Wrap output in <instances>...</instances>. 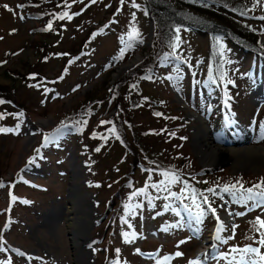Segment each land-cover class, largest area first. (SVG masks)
<instances>
[{
	"label": "rangeland",
	"instance_id": "374dc122",
	"mask_svg": "<svg viewBox=\"0 0 264 264\" xmlns=\"http://www.w3.org/2000/svg\"><path fill=\"white\" fill-rule=\"evenodd\" d=\"M133 2L138 7H133ZM240 2L239 17L226 9L225 17L239 19L227 23L262 50L260 71L256 54L250 58L251 53L226 38H219V42L215 39L210 44L204 34L182 29L175 51L172 47L164 50L162 61L151 67L147 59L151 60L154 53L150 51L160 42L152 38L151 45L146 46L151 25L142 0L123 3L121 0H58L52 9L44 8L46 2L31 8V3L24 0H0L3 6L0 8V85L8 86L12 100L27 104L31 116L17 119L0 108L5 117L0 120V127L16 129L19 124L18 134L0 133V182L5 185L0 187V247L4 249L0 251V264H157V261L235 264L232 258L240 257L231 249L260 247L259 225L251 222L257 217L264 220V208L253 209L251 202L245 206L238 202L239 196L233 197L222 190L228 185L226 181L237 179L239 188L241 184L244 189L253 188L264 181V166L244 169L219 156L221 162L218 159L214 166L205 168L192 143V130L201 125L215 144L223 145L231 140L247 146H264L261 137L264 101L255 98L259 88L264 93V20L260 19L264 17V0ZM242 9L246 11L244 15ZM46 12L49 21L45 29L34 33L27 28ZM64 12L71 19H60ZM227 23L224 21L225 27ZM132 27L139 30L142 42L129 48L121 37L127 41ZM44 41L48 42V48L40 58L41 53L34 48ZM134 55L142 59L138 66L118 69ZM143 63L145 67L140 66ZM136 68L139 77L118 84L119 79H126ZM26 70L30 73L25 81L13 75ZM115 88L118 107L111 97V89ZM224 93L231 99L228 106L232 112L227 109L223 112ZM116 109L121 111L120 117L125 122L122 121L121 141L110 131L115 124L101 123L114 117ZM75 112H79L81 119L78 124H71L70 130L58 131L56 146L38 145L44 135L51 134L58 121ZM190 112L203 119L199 116V121L190 120L193 117ZM36 149H40L39 156ZM50 156L55 172L44 176L38 165H44ZM133 156L139 158V164L154 156L162 162L172 160L174 166L188 158L189 169L194 171L180 178L170 171L173 168L170 165L169 173L179 177V182L170 188L176 194L173 197L169 191L151 187L165 180L160 175L165 171L140 170L138 164L133 165ZM33 157L35 161L29 164ZM195 170L216 172L212 188L205 186L203 176L195 178ZM128 174L129 184L125 183ZM16 177L37 184L30 191L19 186L20 183L12 186ZM189 180H196L195 186L189 185ZM185 184L189 186L187 190ZM209 189H214L216 195ZM11 190L22 201L11 204ZM71 190L79 196L78 212L83 211L86 220L97 217L93 224L86 220L80 223L75 232L68 228L65 217ZM140 190L146 195L133 197ZM193 192L200 208L190 198ZM200 192L206 194L204 197L216 209V216L225 227L223 232H217V219ZM115 193L119 208L117 205L116 213L111 214L106 210ZM201 211L204 215L198 223L196 217ZM173 224L178 226L162 231ZM125 232L129 233V239L135 232V241L125 243L122 235ZM74 234L86 239L79 242V247H74ZM217 235L221 240L215 239ZM8 246L11 249L6 251ZM206 248L211 251L207 253ZM177 252L183 255L177 257ZM200 252H204L202 256H198ZM261 252L264 253V248ZM221 256L226 258L220 259ZM164 257L169 259L164 261Z\"/></svg>",
	"mask_w": 264,
	"mask_h": 264
},
{
	"label": "trees",
	"instance_id": "16d2710c",
	"mask_svg": "<svg viewBox=\"0 0 264 264\" xmlns=\"http://www.w3.org/2000/svg\"><path fill=\"white\" fill-rule=\"evenodd\" d=\"M24 1L31 3V8L38 3L44 4L46 2L47 4L45 5L44 8L52 9L58 0H24ZM172 1L173 2H171L170 0H152L151 2L152 7H145L146 12L150 15L151 19L153 20V24H154L153 40H155L156 42L157 41L160 42L159 45L157 44L158 46H155L154 49L150 51V53L151 52L154 53L151 57L156 58L158 56L157 61H159V59L162 56H164V53H165L164 50L171 49L170 44L175 43V36H176L175 29L177 27H179L180 29L192 30L198 34L208 35L211 42H213L215 39L217 40V38H226L234 46L239 47L240 49L244 50L247 53H251L250 57H252L254 54H256L257 56L259 55V57L262 56V54L259 53V52H262V50L259 49L258 47H255L257 46V44L255 45L250 44L249 41L246 40L247 37L243 35L244 34L243 32H238L237 29H233L231 24L227 23L231 20L239 21V20L231 19L229 17H225L227 14L225 13L226 11L224 10L225 9L231 10L232 12L239 14L240 9L242 8V6L239 5L241 4L240 0H172ZM0 8H3L1 3H0ZM242 10H243L242 13L244 15L246 11L244 9ZM48 17L49 15L46 12L44 15H42V17L36 18L37 21L31 24V26H27V28L31 29V31L34 33H36V30L45 29L46 28L45 24H48V21H49ZM53 17H55V15H53ZM201 17H204V19H202ZM32 18H33V15H32ZM55 19L56 17L53 19V21H56ZM224 21L228 24L227 27L224 26ZM48 29H47V32H48ZM52 30H57V28L52 27ZM47 48H48V42L44 41L42 43H39L38 45H35L34 49H36L38 53L39 52L41 53L40 58H42L46 55ZM64 52L66 53L67 51L65 50ZM254 58L255 60L257 59L256 56ZM138 68H136V70L132 72H129L126 75V79L124 80L119 79L118 84L123 85L124 81L134 79L136 76H138V74H136V71L138 70ZM29 73L30 71L26 70L21 73L13 72V75L19 78L20 80L24 79L25 81ZM7 89H8L7 85H0V100H3L6 102L4 104H0V108L2 109V112L7 115H12V114L18 115L19 113L22 112L25 116L30 118L31 116L28 113L29 111L27 108V104H25L24 102H17L16 100H12L7 92ZM111 97L113 99L112 103L114 104V106L117 105L116 107H118L120 102L118 101L119 95L117 93L116 88L111 89ZM120 98L123 100L121 96ZM120 113L121 111L119 112V110L116 109L115 116L109 118L107 121V122H110L111 124H115L111 126V129L115 127L116 133L119 136V139H118L119 141H121V137L123 135V132H122L123 131L122 130L123 119L120 117ZM28 114L30 117L28 116ZM80 119L81 117L79 115V112L71 113L64 119H61L60 121L57 122L55 128L52 129L51 134L52 133L57 134L58 130L59 131L70 130L71 124H78V120ZM113 119H116L115 123L112 122ZM123 123L125 122L123 121ZM114 137L116 138V136ZM56 139L58 138L56 137ZM43 142H44V139H43ZM48 146L49 147L56 146V143H50L48 144ZM60 151H63V149H61ZM133 159H134L133 165H135L136 167L138 164L139 169L145 170L147 173L149 172L159 173L161 171H165V172L172 171L176 173L178 176H180V178H185L186 173L189 176L194 171V170L191 171L189 169V163L191 164V161L188 158L185 159V161H181L176 166L173 165L174 161L172 160L167 159L165 162H162L159 159L155 158L154 156L151 157L150 159L145 160V164H139L140 161L138 157L136 158L135 156H133ZM149 161L151 162V164L148 165L147 163ZM170 165L173 166L171 170H170ZM38 167L42 169L44 176L46 174H48V176L51 174L54 175L55 165L53 163V157L50 156L44 165H38ZM215 173H216L215 171H211L210 173H204L203 171L195 170L193 174L195 178L198 175L203 176L205 178V186H207V188H212L211 182L213 181V177H214L213 175ZM129 174H128L129 178L127 179V181H125V183H128V184L131 183V175ZM188 176H186V179L188 178ZM0 181H1V175H0ZM226 182H228V185L226 186L236 185V187L239 188L240 182L238 179L234 180L233 182L232 181H226ZM16 183H20L21 185L19 186L24 187L28 191L32 190L31 188L34 186V185L27 184V183L25 184L21 183L17 177L15 178V180L13 179L12 186L15 185ZM40 183H43V182L40 181ZM195 184H196V180H189V185L195 186ZM12 190H11V194L17 198L18 195L13 194ZM14 192H15V189H14ZM202 194H203L202 195L203 197L204 195H206L205 193H202ZM17 200H19V196ZM117 200H118V194L115 193L113 197L110 199V202L108 203V207L106 211H110L111 214L116 213L117 211L116 207L118 205ZM9 201L11 202L10 195H9ZM111 205H112V208H111ZM118 208H119V205H118Z\"/></svg>",
	"mask_w": 264,
	"mask_h": 264
},
{
	"label": "snow or ice",
	"instance_id": "6c2138e0",
	"mask_svg": "<svg viewBox=\"0 0 264 264\" xmlns=\"http://www.w3.org/2000/svg\"><path fill=\"white\" fill-rule=\"evenodd\" d=\"M93 2H95V0H93ZM121 2L123 3L124 0H121ZM132 6L138 7V5H136L134 2H133ZM4 7L7 10L12 11V9H10L7 5H5ZM18 7L22 8L23 5H18ZM133 16H134V14H133ZM59 18L60 19H64V18L71 19V16H69L68 12H64L63 15ZM260 19L264 20V17H260ZM48 27L51 28V24ZM175 32H176L175 43L170 44V46L173 48L174 51L180 44V36H179L180 28L177 27L175 29ZM121 41H122V43H126L127 46L130 48L133 43L142 42V39H141L139 30L136 29L135 27H132L130 29L129 33L127 34V41H125L124 37H121ZM217 41L219 42V38H217ZM221 49H223V45H221ZM124 53H125V49L122 48L121 52H120V56L123 57ZM228 83H231V81H228ZM45 93H47V89H45ZM225 96H226L225 107H228V100L230 99V97H227V93H225ZM4 103H6V102L3 100H0V104H4ZM12 115H15V114H12ZM23 115L24 114L21 112L18 115H16V118L19 119L20 117H23ZM157 115H159V114H157ZM4 118H5L4 114L0 113V120H3ZM101 123L104 124V123H110V122L102 121ZM228 123L230 125L231 121H229ZM18 129H19V124L16 126V129H6V128L0 127V133L7 134L9 132H12L13 134H18ZM110 131H111L112 135L116 136V138L119 139V136L116 133L115 127L110 129ZM56 135H57L56 133L46 135L44 137V142L42 143L41 147H47L48 144H50V143H56L57 142ZM261 137L264 138V125H261ZM100 138L107 139V137H103V136ZM96 150L99 151V148ZM35 151L37 153V156H39L40 149H36ZM35 159H36V157H33L32 159H30L29 164H32L35 161ZM160 175L164 176L165 180L162 181L161 183L151 185V187L155 188L157 191L164 190V191L170 192L171 186L179 182V177L174 173L162 172V173H160ZM4 186L5 185L2 182H0V187H4ZM188 187L189 186L187 184L184 185L185 190H187ZM254 189H259V191H254ZM208 191L211 192L214 196L216 195V192L214 189H209ZM222 191L225 193H229L233 197L239 196L238 202L242 201L245 206H248L249 202H251L253 209L255 207L264 208V181H262L260 184L254 185L253 188L244 189L243 185L241 184L239 189L236 188V185H232V186H225ZM9 195L11 198V202L15 203L17 198L15 196H13L11 194V192L9 193ZM139 195H146V192L144 190H140L136 193H133V197L139 196ZM170 195L173 197L176 196L175 193H171V192H170ZM199 195L202 196L203 194L200 193ZM190 198L192 199L193 204L197 208H200V204H198L196 202V194L194 192ZM23 202L28 203L27 201H23ZM203 202L208 205V209L211 211L212 215L215 216L217 219V222L219 225L217 228V232L218 233L223 232L225 230V227H224L223 222H221L219 220V217L216 216V209L211 207V203L208 201L207 197H204ZM149 203L151 204V200L149 201ZM137 207H139V205H137ZM172 211L175 212V209H172ZM175 214L179 215L178 212H176ZM203 215H204L203 211H201L197 214L196 219H197L198 223L201 222V218L203 217ZM229 215H232V213H229ZM236 215H244V213H236ZM125 223H127V221H125ZM251 223H253L254 226L259 225V228H257V231L259 233V236L261 237L259 240L260 247L247 246L243 249H237V248L231 249L232 252L238 253L239 257H240L239 260H236V257L232 258V260L235 262V264H264V253L261 252V248H264V231L261 230V229H264V220H262L260 217H257L256 221L251 222ZM177 226L178 225L173 224V225H170L168 227L163 228L162 231H168L169 228H175ZM6 227H7V225H6ZM129 227H131V225H129ZM233 231H235V229H233ZM122 235L124 237L125 243H132L135 241V239L137 237V234L135 232L131 234L132 235L131 239H129V233H127V232L122 233ZM215 239L221 240V237L219 235H217L215 237ZM0 240H2V237H0ZM223 242H226V241H223ZM180 243H185V241H181ZM0 251H4V249L2 247H0ZM137 251H139V250H137ZM117 253H119V250H117ZM18 254L22 255V256L25 255V253H23V252H19ZM175 255L177 257H179V256H182L183 253L177 252ZM257 257H258V259H257ZM225 258H226V256L220 257V259H225ZM168 259H169L168 257L163 258L164 261H167ZM212 259H216V257H212ZM114 264H118V262H114ZM157 264H161V262L157 261ZM191 264H199V262L193 261V262H191ZM230 264H232V262H230Z\"/></svg>",
	"mask_w": 264,
	"mask_h": 264
},
{
	"label": "bare ground",
	"instance_id": "6f19581e",
	"mask_svg": "<svg viewBox=\"0 0 264 264\" xmlns=\"http://www.w3.org/2000/svg\"><path fill=\"white\" fill-rule=\"evenodd\" d=\"M151 40H152V32L150 31L146 46H148ZM140 59L141 58L139 56H134L131 61L123 65L121 68L123 70L132 68L140 61ZM192 115L194 118L189 117L190 120L199 121L198 117H196L197 115L196 116L194 114ZM200 122L202 121L200 120ZM192 135H193L192 143L195 153L197 157L200 159L202 166L205 168L214 166L218 161V159H220L218 158L219 156H225L226 157L225 159L233 163L235 167L240 166L244 169H257L261 166H264V146H255V147L247 146L244 145V143L238 141H231V140L225 142L223 145L215 144L214 142H212L206 128L201 125L194 127V129L192 130ZM246 139H244V141H246ZM221 161L222 160L220 159V161L218 162ZM68 198H69L68 202L70 204V207L67 208V211L65 212V217L67 219L68 228H70L72 232H75L77 231V227L80 225V223L82 222L85 223V220L87 218L85 219V214L83 213V211L78 212L79 196L77 197V195H74L71 190V193L68 194ZM96 219L97 217L96 215H94L86 221L89 224H93ZM74 235L75 236L73 237L72 240L74 247H79V242L80 243L85 242L86 239L79 237L76 234ZM208 241L210 242V240ZM86 245L87 244L85 243L84 246ZM206 251L208 253L210 251V248H206ZM204 252L198 253V256H202ZM204 256L206 255L204 254Z\"/></svg>",
	"mask_w": 264,
	"mask_h": 264
}]
</instances>
